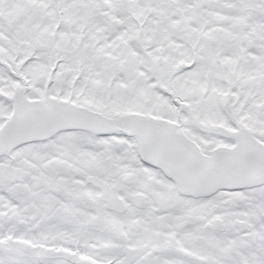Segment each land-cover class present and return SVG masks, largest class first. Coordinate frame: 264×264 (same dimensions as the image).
Here are the masks:
<instances>
[{"label":"snow or ice","instance_id":"6c2138e0","mask_svg":"<svg viewBox=\"0 0 264 264\" xmlns=\"http://www.w3.org/2000/svg\"><path fill=\"white\" fill-rule=\"evenodd\" d=\"M0 264H264V0H0Z\"/></svg>","mask_w":264,"mask_h":264}]
</instances>
